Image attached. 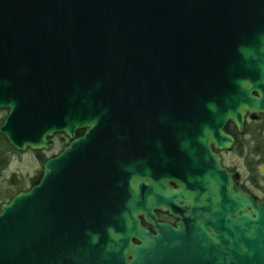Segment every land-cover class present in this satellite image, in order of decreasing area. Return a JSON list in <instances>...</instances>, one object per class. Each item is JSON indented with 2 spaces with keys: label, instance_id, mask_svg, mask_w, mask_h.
Segmentation results:
<instances>
[{
  "label": "water",
  "instance_id": "95a60500",
  "mask_svg": "<svg viewBox=\"0 0 264 264\" xmlns=\"http://www.w3.org/2000/svg\"><path fill=\"white\" fill-rule=\"evenodd\" d=\"M0 110L16 151L69 140L0 205V264H264L212 150L264 125V0H0Z\"/></svg>",
  "mask_w": 264,
  "mask_h": 264
},
{
  "label": "flooded vegetation",
  "instance_id": "af4514ba",
  "mask_svg": "<svg viewBox=\"0 0 264 264\" xmlns=\"http://www.w3.org/2000/svg\"><path fill=\"white\" fill-rule=\"evenodd\" d=\"M248 121H251L252 123H258L263 127L262 119L252 121L248 119V115L245 116L242 133H239L237 131L233 123L228 122L224 128V131L233 138V144L231 148L229 150H216L212 147V150L219 156L222 168L225 169L228 173L235 175V186L245 187L251 195L259 200H262L264 198V185L258 182L257 174L264 173V166H259L258 169L256 165L258 162L257 160L261 157H258L259 154H257L254 150L252 153L249 152V158L244 159L243 157L245 155L244 148L247 147L246 144L252 145L254 143L253 140L250 142L243 141L244 137L250 134L253 136V133L248 132L246 128ZM83 132L84 130H79L76 132L75 136L80 137L83 135ZM64 137L66 136L63 134H55L49 138L53 142V145L49 150L40 149L31 151L35 152L39 159H45L43 160L45 162L47 159L57 155L62 150V148L68 144L69 140L67 139L68 141L66 142ZM57 144L60 145V149L58 151H54L53 149ZM255 147L257 148V146ZM45 153H50V155L46 157ZM262 155L263 154H260V156ZM242 158L244 159L243 163ZM153 212L156 213L158 222L167 223L175 227L177 220H175L172 216L158 209H154ZM141 225L147 226L148 224L141 220ZM133 242L137 243L135 240H133Z\"/></svg>",
  "mask_w": 264,
  "mask_h": 264
},
{
  "label": "rangeland",
  "instance_id": "374dc122",
  "mask_svg": "<svg viewBox=\"0 0 264 264\" xmlns=\"http://www.w3.org/2000/svg\"><path fill=\"white\" fill-rule=\"evenodd\" d=\"M6 114V110H0V125L2 124ZM246 128L248 132L253 133V136L250 134L244 137L243 141L250 142L253 140L254 143L252 145L246 144L247 147L244 148L245 155L243 157L244 159L249 158V152L252 153L254 150L257 154H259L258 157H261L257 160L258 162L256 164L259 169V166H264V125L262 127L258 123L248 121ZM64 138L67 142V138ZM0 143L4 144L1 140ZM255 146H257V148ZM59 149L60 145L57 144L53 150L58 151ZM260 154L263 155L260 156ZM1 155L5 159V164L3 169L0 171V194L10 190L13 191L14 187L10 185V182H12L11 180H13L12 183H16L19 187L25 189L26 191L32 186V179L40 176L42 173V165L44 161L39 159L37 154L29 149L25 151H16L13 148L11 150L6 149L4 150V153H1ZM45 155L47 157L50 153H45ZM244 159L242 158V163L244 162ZM257 180L259 183L264 185V173L257 174Z\"/></svg>",
  "mask_w": 264,
  "mask_h": 264
},
{
  "label": "trees",
  "instance_id": "16d2710c",
  "mask_svg": "<svg viewBox=\"0 0 264 264\" xmlns=\"http://www.w3.org/2000/svg\"><path fill=\"white\" fill-rule=\"evenodd\" d=\"M0 140L4 142V144L0 143L1 144L0 145V149H1L0 150V171H1L3 169V167H4V164H5V159L3 158L1 153H4V150H6V149H10L11 150L12 148L8 145L6 140L1 135H0ZM43 160H45V159H43ZM40 177H41V174H40V176L32 179V181H31L32 185L37 184V182L39 181ZM11 181L13 182V180H11ZM12 182H10L11 183L10 185L13 186L15 189L13 188V191L10 190V191H6L5 193L3 192V193L0 194V205L3 204V203L8 202L15 194H17V193H19L21 191H25V189L19 187L16 183H12Z\"/></svg>",
  "mask_w": 264,
  "mask_h": 264
}]
</instances>
